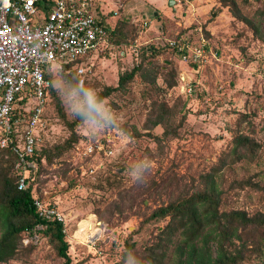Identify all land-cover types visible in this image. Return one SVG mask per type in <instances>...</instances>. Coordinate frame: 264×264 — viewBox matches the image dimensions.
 I'll return each instance as SVG.
<instances>
[{"label": "rangeland", "instance_id": "obj_1", "mask_svg": "<svg viewBox=\"0 0 264 264\" xmlns=\"http://www.w3.org/2000/svg\"><path fill=\"white\" fill-rule=\"evenodd\" d=\"M104 1L106 26L115 32L101 50L82 61V86L98 93L115 89L103 100L119 116L118 122L98 132H89L82 123L74 126L78 141L57 156L55 148L70 135L67 123L76 117L54 89L63 111L52 97L34 127L44 160L34 197L62 213L71 264H131L122 258L125 241L134 244L132 257L140 260L143 248L166 224L145 222L150 211L182 189H202L205 183L221 191L220 211L264 214V0H174L172 6L166 0L159 9L144 0ZM231 2L240 18L232 14ZM111 9L117 15H111ZM179 40L188 54L200 53L193 59L196 67L173 52ZM150 59L161 75L174 74L169 89L163 76L156 82L163 91L157 100L172 108L173 121L168 138L161 139L160 127L150 132L159 142L144 128L151 87L140 81L143 73L118 87L121 75ZM33 104L29 100L15 105L13 113L20 118L14 138H20ZM134 129L140 137L132 134ZM240 135L251 139V145L235 154L233 139ZM145 158L152 162L146 179L133 182L128 174ZM91 217L101 235L95 244H80L75 233ZM257 235L252 232L235 241L236 248L245 243L250 251ZM22 244L30 251L1 264H63L38 232ZM172 251L170 247L166 264H177ZM247 253L243 264H264V257Z\"/></svg>", "mask_w": 264, "mask_h": 264}, {"label": "trees", "instance_id": "obj_2", "mask_svg": "<svg viewBox=\"0 0 264 264\" xmlns=\"http://www.w3.org/2000/svg\"><path fill=\"white\" fill-rule=\"evenodd\" d=\"M223 5L227 6L226 2H223ZM230 5L232 14L240 18L235 3L231 2ZM107 32L109 35H113L115 31L107 26ZM179 42L180 40L172 46L173 52L181 59L183 55H186L189 64L196 67L197 64L193 61L192 54H188V49L185 47L179 50V47L182 46ZM151 51L154 54L156 52L153 49ZM138 71L143 73L139 77L140 81L147 87H151V89H147L151 93L149 97L151 98V111L144 127L148 130L146 135L159 142L160 138L154 137L150 132L155 127H160L162 129L161 139L168 138L171 134L173 121L172 108L168 107L164 100H157L158 95L163 91L162 86L156 85V82L163 76L164 86L169 89L173 86L171 81H173L174 74L161 75V68L156 65L154 60L150 59L146 62L143 60L130 72L119 77L118 87L122 89ZM59 74L65 81L73 84L79 81L75 70L72 69V64L64 67ZM47 78L52 80L53 77L47 74ZM114 90L104 88V92L99 93V95L104 99ZM53 93L54 89L50 87L45 105H49L53 97L61 112V105ZM60 116L64 118V114H60ZM17 117L20 116L15 114L12 117L13 122ZM80 123V117H76L75 121L67 123L70 135L61 145L62 147L55 148L57 156H61L65 150L70 149L78 141L79 137L73 129ZM132 134L135 137L141 136L136 129L133 130ZM2 137L3 130H0V139ZM39 143L34 147L32 155L24 157L23 162L25 163L22 164V167H25L32 162L36 166L33 170L28 168L23 170L22 167H16L20 159L16 153H13L11 146L4 149L0 148V264L14 257L25 255L27 251H30L23 246L22 241L34 232H38L43 238L49 240L56 256L63 259V264H71L67 253L68 245L65 241L63 224L39 216L34 205L36 198L34 197L35 182H39L38 175L41 173L42 162H44L39 154ZM250 145L251 139L241 135L235 136L232 151L237 154L239 148L246 149ZM47 160V164H51L49 154ZM19 170H21L20 174ZM22 176L25 179V189L19 188V180ZM206 176L210 177L209 175ZM192 189H182V192L170 197L167 203L150 211L144 219L145 222L164 220L166 224L157 231L152 244L143 248L140 260L132 257L134 244L125 241L122 253L125 262L131 264H135V261L136 264H166V261L167 263L169 261L170 247L173 248L172 252L177 257V264H243L245 256L249 254L247 252L264 257L263 213L249 216L241 210L220 211L221 191L206 183L202 189L193 187ZM39 226L42 229L38 231L36 228ZM252 232H256L258 235L250 242L252 245L250 251L245 243L240 248H236L235 241H242L245 235H250Z\"/></svg>", "mask_w": 264, "mask_h": 264}, {"label": "built area", "instance_id": "obj_3", "mask_svg": "<svg viewBox=\"0 0 264 264\" xmlns=\"http://www.w3.org/2000/svg\"><path fill=\"white\" fill-rule=\"evenodd\" d=\"M105 3L104 0H0V129L3 130L0 148L12 147L20 159L16 167H22L24 157L33 154L39 141L34 127L51 87L47 74L57 75L72 64L83 85L82 61L108 42ZM109 12L118 13L113 9ZM199 57L200 53L192 54L195 61ZM186 59L183 55L182 61ZM29 100L34 104L23 122L20 138H14L13 126L20 118L13 122L14 107L18 102L25 105ZM89 150L93 152V148ZM24 168L33 170L35 166L30 162ZM25 187L22 176L19 188ZM34 205L39 216L64 224L62 213L53 207L43 205L38 198ZM95 230L98 237L87 242H97L101 230L97 227Z\"/></svg>", "mask_w": 264, "mask_h": 264}, {"label": "clouds", "instance_id": "obj_4", "mask_svg": "<svg viewBox=\"0 0 264 264\" xmlns=\"http://www.w3.org/2000/svg\"><path fill=\"white\" fill-rule=\"evenodd\" d=\"M50 84L66 102L71 114L80 117L82 126L89 132H98L118 122L119 116L108 107L96 89L82 86L79 81L75 84L65 81L58 73ZM151 164V160L145 158L129 172V178L133 182L145 180Z\"/></svg>", "mask_w": 264, "mask_h": 264}, {"label": "bare ground", "instance_id": "obj_5", "mask_svg": "<svg viewBox=\"0 0 264 264\" xmlns=\"http://www.w3.org/2000/svg\"><path fill=\"white\" fill-rule=\"evenodd\" d=\"M96 225L97 223L95 219L91 217L87 222L85 221L78 227V230L75 233V237L80 242V244H85L91 238L98 237L96 232L97 230H95ZM88 233L90 234L88 235Z\"/></svg>", "mask_w": 264, "mask_h": 264}, {"label": "crops", "instance_id": "obj_6", "mask_svg": "<svg viewBox=\"0 0 264 264\" xmlns=\"http://www.w3.org/2000/svg\"><path fill=\"white\" fill-rule=\"evenodd\" d=\"M166 0H144V3L150 7H155L156 9H159L161 6H163V3ZM169 0H167L168 3ZM174 1V0H173ZM174 4V3H173ZM156 14V13H155ZM144 15V14H143Z\"/></svg>", "mask_w": 264, "mask_h": 264}, {"label": "water", "instance_id": "obj_7", "mask_svg": "<svg viewBox=\"0 0 264 264\" xmlns=\"http://www.w3.org/2000/svg\"><path fill=\"white\" fill-rule=\"evenodd\" d=\"M173 3H174V1H173V0H169V1H168V5H169V6H172V5H173Z\"/></svg>", "mask_w": 264, "mask_h": 264}]
</instances>
